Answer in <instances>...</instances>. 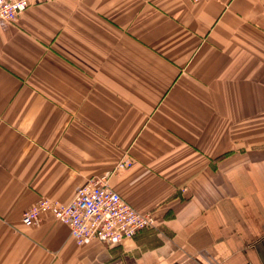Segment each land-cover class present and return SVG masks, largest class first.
I'll return each instance as SVG.
<instances>
[{
  "label": "crops",
  "instance_id": "1",
  "mask_svg": "<svg viewBox=\"0 0 264 264\" xmlns=\"http://www.w3.org/2000/svg\"><path fill=\"white\" fill-rule=\"evenodd\" d=\"M110 180L155 228L79 247L43 197ZM0 264H264V0H47L0 24Z\"/></svg>",
  "mask_w": 264,
  "mask_h": 264
},
{
  "label": "built area",
  "instance_id": "2",
  "mask_svg": "<svg viewBox=\"0 0 264 264\" xmlns=\"http://www.w3.org/2000/svg\"><path fill=\"white\" fill-rule=\"evenodd\" d=\"M44 1L47 0H0V24L17 22L25 10ZM203 1L191 0L195 4ZM133 165V159L126 157L113 172L91 178L78 189L69 204L41 198L23 214L22 224L34 226L41 221L43 214L50 212L57 221L69 227L71 237L79 247L99 240L108 248L155 228L157 220L151 213H141L111 187L110 180L114 174L129 170Z\"/></svg>",
  "mask_w": 264,
  "mask_h": 264
}]
</instances>
